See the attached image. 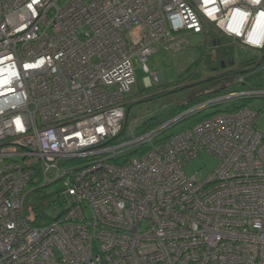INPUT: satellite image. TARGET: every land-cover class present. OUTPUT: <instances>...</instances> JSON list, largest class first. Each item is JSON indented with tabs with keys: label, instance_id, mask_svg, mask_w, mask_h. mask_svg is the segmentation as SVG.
<instances>
[{
	"label": "built area",
	"instance_id": "1",
	"mask_svg": "<svg viewBox=\"0 0 264 264\" xmlns=\"http://www.w3.org/2000/svg\"><path fill=\"white\" fill-rule=\"evenodd\" d=\"M209 29L218 49L264 50V0H0V264H264V86L234 72L165 124L113 142L134 59L149 72V56ZM253 99L259 111L240 103ZM203 153L215 168L187 176ZM36 178L59 182L64 200L39 226L23 215Z\"/></svg>",
	"mask_w": 264,
	"mask_h": 264
},
{
	"label": "rangeland",
	"instance_id": "2",
	"mask_svg": "<svg viewBox=\"0 0 264 264\" xmlns=\"http://www.w3.org/2000/svg\"><path fill=\"white\" fill-rule=\"evenodd\" d=\"M186 37L188 39V46L184 50L175 54L159 50L157 53L149 56L145 61L149 72L144 71L141 67L142 63L134 59L136 82L132 86L131 91L125 95L127 104L125 105L126 118L123 122L124 131L113 140L115 144H120L132 136L137 135L142 123L151 118H157L160 122L159 125L165 124L173 117L182 113L177 112V109L182 103H186L196 96V94L214 90L221 85H225L229 80L233 81L235 78V76H232L234 72L242 69L239 67L240 65L234 66L237 65L239 61L238 56L240 52L238 48L234 49L235 64H230L228 62L226 64V60L221 58L225 61L221 60L222 63L219 65L220 70L217 68L216 64L218 63L215 57L209 62V65L206 61L200 63L203 55H208V57H210L213 54L214 49H212L211 44V29H209L207 33L195 34L187 32ZM206 37L210 38L209 42ZM221 51L226 52L224 49H221ZM227 53L232 55L231 52ZM258 55L259 59L251 71L245 72L251 69V66H248L245 70L243 69V74L252 77L249 82L253 85L262 79L264 80V59H262L264 55L262 50L258 51ZM218 70L220 74L216 73L215 75V71L218 72ZM153 74H157L158 77L155 78ZM224 74H230L231 77H226ZM219 75L223 76L219 78L218 82L216 81L217 79L213 81L205 80L211 76L214 77ZM149 83L151 84L150 86L148 85ZM182 86L187 87L179 88ZM239 88L246 89L247 86L244 85ZM232 89H234V86L228 87L226 90L229 91ZM240 103H244L246 106H250L257 111L263 107V100L261 99L246 100ZM226 105L227 104H222L196 112L164 130L161 136L166 137L174 135L188 129L202 119L204 115L215 110L224 109ZM256 123L264 132V116L257 118ZM216 165L217 160L213 156L203 153L184 167V173L187 176L197 173V177H202L212 171ZM58 189H60L59 182L45 187V191L48 193L55 192ZM52 198H54L53 195ZM62 209L63 206L61 208L56 207L54 212L57 213ZM54 212H52V214H55Z\"/></svg>",
	"mask_w": 264,
	"mask_h": 264
},
{
	"label": "trees",
	"instance_id": "3",
	"mask_svg": "<svg viewBox=\"0 0 264 264\" xmlns=\"http://www.w3.org/2000/svg\"><path fill=\"white\" fill-rule=\"evenodd\" d=\"M239 62L238 64L240 65V67L242 68L240 70L241 73L244 72V70L248 67L251 66V69H248L245 72L251 71L256 63L257 60L259 59V55H258V51H251V50H244V49H239ZM262 53L264 55V50H262ZM207 56V58H206ZM206 56H202L201 58V62H207L208 65L210 64L209 62L212 61V57H208V55ZM214 57L217 60V68L220 69L221 65V58H224L222 56L219 55H214ZM264 58V56H263ZM225 59V58H224ZM226 60V64L227 62L230 64H233L235 61V53L233 52L232 55H230V57ZM222 60V61H225ZM244 69V70H243ZM226 75V74H224ZM223 76V75H219V76H215V77H209L206 78V81H213L214 79H217L216 81L218 82L219 78ZM261 78V77H260ZM252 77H249V80H251ZM263 80V79H262ZM258 81L255 83L256 86H264V80L262 81ZM183 87H187V86H182L179 88H183ZM176 88V89H179ZM220 89V88H219ZM175 90V89H174ZM208 95V93H200L197 94L196 96H194L193 98H191L189 101H187L186 103H182V105L179 106V108L177 109V112H181L184 109H186L188 106L193 105L197 102L202 101L204 98H206ZM160 124V122L158 121L157 118H151L148 121H145L144 123H142L140 130L138 131L137 134L143 133L145 131H148L150 129H153L155 127H157ZM45 187L47 186H42L39 183V180L36 178L33 181L30 182L29 184V188L30 191L27 194L26 200H25V207H24V217L26 218V220L31 223L34 226H39L42 224H47L49 222H51L52 220H54L61 212L62 210H59L57 213H55V209L57 208H61L63 206L64 200L62 199V197L59 195V191L56 190L55 192H46L45 191ZM52 195L54 196V198H52ZM52 212H54L55 214H52Z\"/></svg>",
	"mask_w": 264,
	"mask_h": 264
},
{
	"label": "flooded vegetation",
	"instance_id": "4",
	"mask_svg": "<svg viewBox=\"0 0 264 264\" xmlns=\"http://www.w3.org/2000/svg\"><path fill=\"white\" fill-rule=\"evenodd\" d=\"M226 54H227V52L221 51V49H218L217 52H216V55H219V56H222V57L225 56ZM223 65H224V64H223ZM219 70H220V69H219ZM219 70H218V72L215 71V75H216V73H217V74H220V73H219V72H220ZM214 77H215V76H214Z\"/></svg>",
	"mask_w": 264,
	"mask_h": 264
},
{
	"label": "crops",
	"instance_id": "5",
	"mask_svg": "<svg viewBox=\"0 0 264 264\" xmlns=\"http://www.w3.org/2000/svg\"><path fill=\"white\" fill-rule=\"evenodd\" d=\"M211 44H212V49H214L213 50V54H212V58L214 57V55H215V53L217 52V50H218V47H215V45L211 42ZM239 62V61H238ZM235 64V63H234ZM234 66H239V64H237V65H234ZM240 67V66H239ZM215 74V73H214ZM213 74V75H214ZM213 77V76H212ZM149 85V84H148Z\"/></svg>",
	"mask_w": 264,
	"mask_h": 264
},
{
	"label": "water",
	"instance_id": "6",
	"mask_svg": "<svg viewBox=\"0 0 264 264\" xmlns=\"http://www.w3.org/2000/svg\"><path fill=\"white\" fill-rule=\"evenodd\" d=\"M213 44H215V42H213ZM262 59H264L263 57H262ZM262 61V60H261ZM223 67V66H222Z\"/></svg>",
	"mask_w": 264,
	"mask_h": 264
}]
</instances>
